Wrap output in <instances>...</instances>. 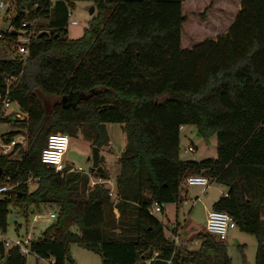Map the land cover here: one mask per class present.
I'll return each mask as SVG.
<instances>
[{"label":"trees","instance_id":"obj_1","mask_svg":"<svg viewBox=\"0 0 264 264\" xmlns=\"http://www.w3.org/2000/svg\"><path fill=\"white\" fill-rule=\"evenodd\" d=\"M10 1L15 14L0 38L10 45L31 34L26 54L0 57V92L13 77L9 96L26 114L20 123L7 118L24 129L26 143L0 153V182L9 175L17 183L0 199V228L6 230L10 204L22 214L44 205L56 216L29 247L52 264L70 260V242L98 252L102 264H141V255L154 251L148 264H231L212 234L200 230L196 250L178 248L148 212L154 200H181L184 177L203 174L225 186L212 208L255 236L254 264H264V0H240L224 33L191 47L180 46L182 0H88L97 13L76 38L66 29L76 0ZM37 18L43 27L32 31ZM38 91L59 100L47 111ZM107 123L120 124L125 136L114 161L116 200L71 165L55 171L40 161L53 132H80L91 145L111 147ZM187 124L205 139L215 134L214 157H179V128ZM91 174L108 177L103 166ZM0 264H26V256L16 246L1 248Z\"/></svg>","mask_w":264,"mask_h":264},{"label":"rangeland","instance_id":"obj_2","mask_svg":"<svg viewBox=\"0 0 264 264\" xmlns=\"http://www.w3.org/2000/svg\"><path fill=\"white\" fill-rule=\"evenodd\" d=\"M72 12L69 19H75L76 23L67 22V35L70 38H76L83 34L84 28L88 21L97 13L95 4L88 0H76L73 2ZM240 0H182L181 10L185 14V20L181 27L180 46L191 47L197 42L205 38H214L220 33H224L234 19L239 8ZM0 7V32L9 29V20L15 14L13 8ZM92 11L90 12V7ZM32 31L43 27L44 20L41 18L34 19L30 22ZM23 31V30H22ZM217 33V34H216ZM25 35V32L19 35V39ZM1 36V34H0ZM16 39V41H18ZM6 40L0 38V57L8 58L17 53L16 43L14 41L7 45ZM13 77L8 80V83ZM39 96L45 110H49L51 104L59 100V97L53 94H46L38 91ZM16 112H20V116L16 117L17 123L22 122L26 118L25 112L19 109V106L13 105L12 108L0 110V142L3 140L1 134L8 130L18 129L7 118H12ZM14 136L20 140L23 146L26 143V135L24 129ZM106 130L111 148L107 145L98 146L99 155L102 156L101 166L106 164L103 157L112 161L114 153L121 151L122 143L125 140L124 132L118 123H107ZM191 144L195 147L194 151H185L184 147ZM91 143L85 139L80 132L69 136V143L64 153V163L73 166H80L83 170L90 171L91 159ZM216 154V137L215 134L205 139L197 133L196 128L192 124L182 125L179 128V157L183 159L201 160L207 157H214ZM91 172V171H90ZM116 172V164L108 165V178L114 179ZM36 185L33 179H29L28 187L33 188ZM186 192L182 189V199L176 202L163 203L161 212L155 213V217L159 219L164 226V234L170 236L168 228L170 224H174V233L178 236L176 246L187 250H196L199 246L200 238L197 233L201 230L205 232L206 212L212 208V203L225 190V186L213 181L209 182L208 187L203 185L186 186ZM187 198L183 202V198ZM10 214L14 217L12 222H8L5 233L10 237L24 236L26 232L30 233L33 238L39 236L40 232L52 222V219L45 221L33 222L31 217L36 209L33 205H29L26 214L18 212V209L9 206ZM48 210H54L52 207L40 206V212L44 213ZM117 214L116 208L112 209ZM19 224V225H18ZM74 229V228H73ZM183 231L185 234H183ZM213 238H215L213 236ZM216 239V238H215ZM225 250L230 257L231 264H254V255L257 241L253 234L248 233L238 226L229 230L228 236L223 240ZM68 253L70 260L66 264H102L101 257L98 252L88 249L85 246L70 242L68 244ZM26 264H47L39 257L29 254L26 256Z\"/></svg>","mask_w":264,"mask_h":264},{"label":"built area","instance_id":"obj_3","mask_svg":"<svg viewBox=\"0 0 264 264\" xmlns=\"http://www.w3.org/2000/svg\"><path fill=\"white\" fill-rule=\"evenodd\" d=\"M12 1L10 0H0V7L1 8H11ZM72 10L71 8H68V21L70 23H76L75 19H69V15L71 14ZM25 23L22 22V25ZM30 32L25 33V35L19 39V34L17 37V43L16 48L17 52L26 54L28 52L27 48V42L30 37ZM12 77H7L5 79L6 87L3 90V92H0V110L12 108L13 105L19 106L15 101H13L9 96V90H8V80ZM20 109V107H19ZM20 116V112H16L11 117L14 119L16 117ZM181 127V126H180ZM19 136V134H17ZM16 143H20L19 139H15L14 136L11 137L8 141H1L0 142V153L2 154H8L13 150V147ZM69 143V135L64 132H53L48 134L46 143L42 147L40 151V161L45 163L47 166L52 167L55 171H62L65 167L63 156L68 148ZM195 147L191 144H188L184 147L185 151H194ZM17 152H13L12 156L16 155ZM68 170H74V171H81L88 175L89 177V186L98 183L103 184L107 190L108 195L113 199H117L116 191H115V185H114V179L111 178H101L99 176H94L91 174L88 170L81 169L80 166H73L71 165ZM8 180H10L9 175H4V181L0 182V199L2 198H8L10 196V191L17 183H9ZM190 185H203L204 187H208L209 180L206 175L203 174H188L184 177L182 181V189L184 190L186 186ZM184 193L186 191H183ZM224 193V192H223ZM225 194V193H224ZM187 198H183V202H186ZM162 204H160L157 201H152L151 205L148 207V212L152 215H155L157 212L162 211ZM56 216V213L54 210H48L44 213L40 211H36L33 213L31 220L33 222L36 221H45L48 219H54ZM236 226L235 219L229 212L222 210V209H213L211 208L206 212V218H205V231L212 234L216 239L223 241L228 236L229 230L234 228ZM174 224H170L168 231L171 238L175 245L178 242V236L174 233ZM33 237L30 233L26 232L24 236H17V237H10L6 235L5 230H2L0 228V249H6L11 246H16L18 248V251L22 253L23 255L27 256L29 254L35 255L34 252L30 250L29 242L31 241ZM156 251L150 256H143L140 257V263L141 264H148L154 255H156ZM36 256V255H35ZM41 260H44L47 264L53 263V258H39Z\"/></svg>","mask_w":264,"mask_h":264},{"label":"water","instance_id":"obj_4","mask_svg":"<svg viewBox=\"0 0 264 264\" xmlns=\"http://www.w3.org/2000/svg\"><path fill=\"white\" fill-rule=\"evenodd\" d=\"M92 6L90 7V12L92 11ZM197 133L199 134V132L197 131ZM22 149V147L20 148V150ZM87 158H90L91 159V166H90V171H97V172H100L102 170V166L99 164V158H100V155H99V149H98V146L97 145H92L91 146V154H90V157L87 156ZM1 171V169H0ZM14 220V217L12 215H9V218H8V222H12ZM7 259V256L4 258V260L6 261Z\"/></svg>","mask_w":264,"mask_h":264},{"label":"crops","instance_id":"obj_5","mask_svg":"<svg viewBox=\"0 0 264 264\" xmlns=\"http://www.w3.org/2000/svg\"><path fill=\"white\" fill-rule=\"evenodd\" d=\"M239 9V8H238ZM184 14V13H183ZM185 15V14H184ZM233 21V20H232ZM231 24V23H230ZM217 34V33H216ZM180 36H181V34H180ZM215 38V37H214ZM124 142H125V140L123 141V143H122V147H123V145H124ZM122 147H121V149H122ZM111 148V147H110ZM118 153H114V155H113V159H112V161H109V159L108 158H106V157H103V162L106 164V166L105 165H103V167L107 170L108 169V165L110 164L111 166L112 165H114V161H115V156L117 155ZM183 159V158H182ZM187 189L185 188V191H186ZM225 191V190H224ZM183 234H185V232L183 231Z\"/></svg>","mask_w":264,"mask_h":264}]
</instances>
